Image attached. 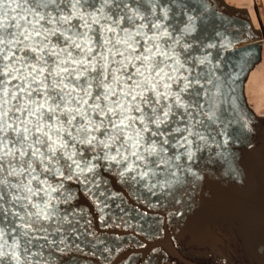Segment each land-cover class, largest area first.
<instances>
[{
  "label": "snow or ice",
  "instance_id": "1",
  "mask_svg": "<svg viewBox=\"0 0 264 264\" xmlns=\"http://www.w3.org/2000/svg\"><path fill=\"white\" fill-rule=\"evenodd\" d=\"M13 3L22 15H8ZM197 11L193 0H0V264H34L33 234L47 240L60 215L52 179L87 183L100 161L153 194L201 178L198 154L228 134L210 131L217 93L189 67L210 63L193 55ZM253 47L236 53L234 92Z\"/></svg>",
  "mask_w": 264,
  "mask_h": 264
},
{
  "label": "water",
  "instance_id": "2",
  "mask_svg": "<svg viewBox=\"0 0 264 264\" xmlns=\"http://www.w3.org/2000/svg\"><path fill=\"white\" fill-rule=\"evenodd\" d=\"M193 2L199 9L196 12L197 31L193 34L198 36L199 40L193 42L201 49L193 55L198 57L207 53L211 55L210 63L199 67L189 65V67L194 69V75L201 73L212 81V84L206 87L210 94L217 93L214 99L219 120L217 124H213L210 131L226 130L228 143L223 144L224 137L218 135L216 140L220 142L219 147L213 145L210 152L205 150L202 153L203 161L199 159L200 154H198L197 171L201 178L195 184L185 186L181 191L185 190L192 196L212 195L217 199L239 203L253 212L258 222L264 223V115L258 116L248 107L243 90L248 72L257 59L247 67L246 75L242 78V93L239 90L233 91V78L239 71L240 64V57L236 53L240 49L255 46L251 51L254 56L259 57L261 33L253 27L248 12L244 10L231 7L222 0H193ZM11 7L16 9V4H11ZM18 13L22 15L19 9L9 12L8 15L16 16ZM249 26L251 34L248 31ZM225 41L230 42V45L222 46ZM208 44H215L216 47H205ZM240 83L235 81L237 85ZM238 96L241 99H237ZM234 131L236 135H233ZM217 153H224L231 159L234 171L229 170L228 165L217 156ZM68 175L69 173L65 172V176ZM118 178L121 177L115 167L110 169L107 162L100 161L95 172L89 174L87 183L83 177L75 176L71 179L61 180L57 177L50 180L53 186L62 185L54 194L60 215L59 218L54 219L47 240L42 238L43 233L33 234L37 237L33 239L31 246V253L36 254L32 257L34 264H75L72 260H63L62 256L77 255L71 243L75 239L76 205L79 197L88 192L98 196V193L104 192L102 190L110 187ZM138 188L150 193L143 184ZM162 223V239L152 242V245L161 246L173 256H186L179 257V259L183 258L186 264H216L212 258L199 259L192 257L195 255H182L165 220ZM56 228L60 230L58 233L55 232ZM61 240L67 245L64 252H62ZM52 241L55 243H50ZM21 243L23 247L24 242Z\"/></svg>",
  "mask_w": 264,
  "mask_h": 264
},
{
  "label": "flooded vegetation",
  "instance_id": "3",
  "mask_svg": "<svg viewBox=\"0 0 264 264\" xmlns=\"http://www.w3.org/2000/svg\"><path fill=\"white\" fill-rule=\"evenodd\" d=\"M118 178L104 192L80 195L76 209L75 264H186L152 242L163 221L178 251L216 264H264V223L239 203L183 191L147 193ZM99 192V191H98ZM179 200V203H177ZM67 245L62 243V252ZM190 257V256H188Z\"/></svg>",
  "mask_w": 264,
  "mask_h": 264
},
{
  "label": "bare ground",
  "instance_id": "4",
  "mask_svg": "<svg viewBox=\"0 0 264 264\" xmlns=\"http://www.w3.org/2000/svg\"><path fill=\"white\" fill-rule=\"evenodd\" d=\"M227 5L248 12L253 27L261 33L260 53L245 79L243 90L248 107L264 115V0H222Z\"/></svg>",
  "mask_w": 264,
  "mask_h": 264
}]
</instances>
